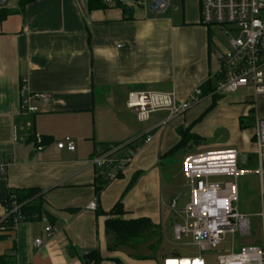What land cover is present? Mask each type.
<instances>
[{"label": "crops", "instance_id": "obj_1", "mask_svg": "<svg viewBox=\"0 0 264 264\" xmlns=\"http://www.w3.org/2000/svg\"><path fill=\"white\" fill-rule=\"evenodd\" d=\"M3 8L8 14L0 11V264H86L84 256L90 252L98 264H163L173 258L177 254L169 257L157 249L140 257L136 246L113 248L106 221L144 220L151 231L163 234L164 208L173 215L169 204L179 194L175 177L164 176L166 164L175 157L181 156L183 165L193 154L233 149L239 153V166L253 173L260 167L253 134L264 112L256 104L224 111L221 125L211 111L213 121L205 123L209 101L214 105L222 97L207 93L218 66L210 29L200 23L199 0H170L159 17L128 3L89 11L87 0H34L22 10L7 0ZM22 85L26 95L48 93L51 102L34 103L35 114L20 113ZM198 88L201 100L171 119L158 112L139 122L125 106L131 92L174 93L185 102ZM259 100L264 102V96ZM218 126H225L230 141L203 144ZM184 134L199 141L188 140L168 155ZM149 135L152 139L145 144ZM65 139L74 145L73 153L57 149ZM122 144L135 149L132 163L115 181L103 184L89 160L96 150ZM123 154L119 150L113 156ZM263 166L264 156V177ZM237 181L239 205L250 191V204L239 212L247 216V236L253 228V237L226 238L219 251L264 249V216L258 217L264 214V197L259 196L258 177L251 174ZM31 190L42 197L40 218L15 230L4 224L2 230L8 199ZM94 199L97 210L88 211ZM118 204L122 216H110ZM47 227L56 230L52 237L44 233ZM158 236L160 244L165 242L164 235ZM35 240L42 241L39 248ZM208 254L202 255L205 264H216Z\"/></svg>", "mask_w": 264, "mask_h": 264}, {"label": "built area", "instance_id": "obj_2", "mask_svg": "<svg viewBox=\"0 0 264 264\" xmlns=\"http://www.w3.org/2000/svg\"><path fill=\"white\" fill-rule=\"evenodd\" d=\"M115 0H104L110 5ZM131 6L145 7L155 17L163 15L170 6V0H119ZM200 23L207 29L217 28L228 38L229 51L221 54L215 50L217 62L213 95L234 94L243 90L250 91L252 105L264 96V0H199ZM22 85L20 113L35 114L34 103L48 105L52 97L48 93H28ZM26 95V96H25ZM203 97L201 89H196L185 102H179L174 93L131 92L127 95L126 108L134 113L139 122H146L152 114L166 112L168 119L181 116ZM254 145L260 167L255 173L239 166V153L233 149L211 150L187 156L182 165V175L189 191L188 202L172 210L177 219L172 226L175 241L189 240L190 246L197 248L199 256L193 258H167L163 264L183 261L205 264L202 255L215 252L216 264H264V249L244 248L238 253L222 252L219 248L226 243L227 237H244L249 234L250 226L245 214L236 205L239 202L237 180L256 174L259 181V196L264 197V177L261 162L264 156V120L256 119L254 126ZM152 137L144 139L148 144ZM58 150L73 153L75 148L69 139L57 145ZM123 150V156L115 158V152ZM135 149L130 144L110 147L107 151L96 150L89 160L96 176L105 183L116 180L133 160ZM21 205L10 197L1 229L10 222L9 230H15L23 222L20 215ZM88 211L97 210L94 199L87 205ZM263 218V212L258 217ZM56 232L53 227L44 229L46 236ZM41 240L34 241L39 248ZM88 264H95L90 262Z\"/></svg>", "mask_w": 264, "mask_h": 264}, {"label": "rangeland", "instance_id": "obj_3", "mask_svg": "<svg viewBox=\"0 0 264 264\" xmlns=\"http://www.w3.org/2000/svg\"><path fill=\"white\" fill-rule=\"evenodd\" d=\"M210 32L212 35V42H213L214 49L218 50L221 54L228 52L229 51V46H228L229 38L222 31H219L217 28H211ZM218 96H221L222 98H220V100L216 102L214 105L212 101H209V104L207 105V108L204 112L206 114L203 113L205 118L208 115L207 119H205V123L211 119L213 121V118H214L213 114L215 113L216 114L215 121L216 123H219L221 125V122L225 123L224 111L227 110V111L233 112V111H236V109H240L241 105H244L246 103L252 104V100L249 97L250 91H240L234 94H225V95H218ZM256 105H257V109L259 108V111L264 112V102H261L259 98L256 101ZM215 108H216V111H215ZM211 111H213L212 116L209 115ZM245 124H246V127H248V124L246 121H245ZM211 137L212 138L209 137V138L204 139L203 144L205 143L207 146H211L212 144L223 146L227 144V142H229L231 138L228 131L225 130V126H218L216 129H214V131L211 133ZM166 166H169V168L166 167L164 169L165 178H168L170 175H173L175 177L174 185L176 189L178 190V193L182 195V198L179 200L176 206V208H180L186 202H188V197H189V191L186 187L187 182L185 181L182 175V172H181V167H182L181 156L175 157L174 159L170 161V163H167ZM263 169H264V166H263ZM240 188H241V182H240ZM249 193L250 191L246 190V192L244 193L245 197L243 196L242 198V196L240 195L242 201L240 205L239 204L236 205V208L238 209V211H240L239 209L243 205L250 204V201H249L250 198H248ZM238 205H239V208H238ZM259 205H260V200H259ZM164 217H165V221H164L163 234L160 231H157L156 233L150 230V232H147L146 235H144V237H141V236H138L136 238L132 237L130 238V241H127L129 237H124L122 235L123 236L122 238H124L126 241L125 240L121 241V240H117V235L115 233H111L112 247L117 249L118 246L120 245H122L123 247H125V245L126 247L136 246V248H139V250L136 251L135 253L137 254V256H140V257L151 256L155 252V249L158 250L159 254H163V255L177 254L174 256L176 258H182V257L193 258V257L199 256L197 248L188 245L190 243L189 240L183 239L182 241H174L172 237H170L172 226L175 225V221L177 219L174 217V215L168 213L166 208H164ZM251 229H252L251 230L252 233L249 236H247L246 239H250L253 237V228ZM123 230L124 228L118 229L117 231L122 232ZM157 234L162 235V237L164 235V237L166 238L165 242L163 243L161 242L160 244L159 243L160 240L158 239V237L154 238L155 237L154 235H157ZM234 237L236 238V240L241 239L237 235ZM227 239L230 241V237H227ZM117 241H118V244H117ZM150 247H152L153 249L148 250V248ZM208 256L210 257L212 261H215L214 251L210 252ZM169 257H173V255L172 256L170 255ZM203 257L205 258L206 255H203Z\"/></svg>", "mask_w": 264, "mask_h": 264}, {"label": "trees", "instance_id": "obj_4", "mask_svg": "<svg viewBox=\"0 0 264 264\" xmlns=\"http://www.w3.org/2000/svg\"><path fill=\"white\" fill-rule=\"evenodd\" d=\"M17 6V9L22 10L25 6L31 4L34 2V0H14ZM122 1H134V0H122ZM88 3V10L93 11V10H102L105 9L108 5L104 3V0H87ZM114 4H120L119 0H115L113 2ZM5 16L8 14V11L5 10L4 8L0 9ZM207 93H211L212 89L209 87ZM216 95L213 96V98ZM219 96H216V98ZM242 128V125H241ZM187 135V134H186ZM184 134V136H186ZM193 140L196 141V139L199 141L198 138L195 136H186V137H181V141L179 142L178 145H176L169 153L168 155H171L175 153L176 151L183 149L184 146L187 144L188 140ZM197 142V141H196ZM97 179L100 180L103 184H106L103 179L99 176H97ZM102 187L97 189V194L101 191ZM11 197L14 198L15 202L17 204L21 205L20 208V215L23 218V222H31L34 220H38L40 216L42 215V197L40 196L38 191L31 190V191H26V192H18L15 195H12ZM10 199V198H9ZM8 199V202H9ZM8 204V203H7ZM123 210L122 207L118 204L114 207L112 212L109 214L110 216L116 215V216H122ZM8 227L10 226V222L6 223ZM124 230L122 232L117 231L118 229ZM105 229H106V235H109L111 233H115L117 235V240H125L124 237H129L127 241H130V238H136L139 235H143L145 232L152 230L153 228L150 227V225L144 221V220H139V221H122L120 218L119 219H109L105 223ZM158 231V230H157ZM156 231V233H157ZM119 232V233H118ZM123 235V236H122ZM160 234L154 235V238L160 237L158 236ZM126 241V240H125ZM150 249H153L150 247ZM86 259V264L90 262H94L95 264H98V261L96 259V255L94 252H90L87 255L84 256Z\"/></svg>", "mask_w": 264, "mask_h": 264}, {"label": "water", "instance_id": "obj_5", "mask_svg": "<svg viewBox=\"0 0 264 264\" xmlns=\"http://www.w3.org/2000/svg\"><path fill=\"white\" fill-rule=\"evenodd\" d=\"M6 1L7 0H0V8H3L4 7V5L6 4ZM239 161H240V158H239ZM182 198V195L179 193V194H177L172 200H171V202H170V204H169V207H170V209H175V207H176V205H177V203L179 202V200Z\"/></svg>", "mask_w": 264, "mask_h": 264}, {"label": "bare ground", "instance_id": "obj_6", "mask_svg": "<svg viewBox=\"0 0 264 264\" xmlns=\"http://www.w3.org/2000/svg\"><path fill=\"white\" fill-rule=\"evenodd\" d=\"M168 264H192V263L191 262H187V261H183L182 263L172 261V262H169ZM195 264H199V263L196 262Z\"/></svg>", "mask_w": 264, "mask_h": 264}]
</instances>
